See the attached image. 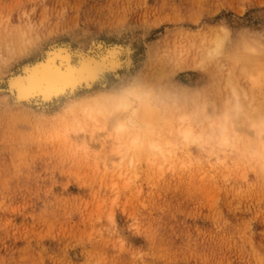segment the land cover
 I'll return each mask as SVG.
<instances>
[{"label": "rangeland", "instance_id": "obj_1", "mask_svg": "<svg viewBox=\"0 0 264 264\" xmlns=\"http://www.w3.org/2000/svg\"><path fill=\"white\" fill-rule=\"evenodd\" d=\"M24 22L34 49L50 40L84 49L90 38L131 44L133 71L153 80L159 68L153 87L177 114L184 99L177 90L185 87L187 121L198 137L175 146L162 169L136 159V175L125 181L105 162L109 149L45 136L44 122L64 103L30 111L0 93V264H264V116L257 104L264 80L241 75L252 99L240 100L246 113L228 114L232 131L223 141L210 123L221 113L215 89L226 70L208 59L196 67L202 46L222 28L228 56L244 33L264 43V0H0V47L21 40L15 26ZM36 50L8 60L0 75L18 73ZM186 52L179 65L178 53ZM106 140L93 142L108 148Z\"/></svg>", "mask_w": 264, "mask_h": 264}, {"label": "bare ground", "instance_id": "obj_2", "mask_svg": "<svg viewBox=\"0 0 264 264\" xmlns=\"http://www.w3.org/2000/svg\"><path fill=\"white\" fill-rule=\"evenodd\" d=\"M15 28L20 29L21 40L17 44L5 41L4 46L0 47V71L13 57L22 58L36 49L38 55L22 63L18 73L13 74L8 69L6 79L0 75V93L4 95L5 103L30 111L35 109L43 112L50 110L53 105L64 103L65 106L56 118L44 122L45 136L51 135L63 140L68 146L82 150L90 151L98 147L109 149L112 156L105 162L116 167V175L119 178L126 177L125 181L136 175V169L132 167L136 159L158 163V169H162L160 160L173 161L171 155L176 152L175 146H183L185 142L198 137L192 134V127L187 121L185 108L188 107L189 99H186L188 94L185 93V87L179 85L180 89L177 90V94H184L180 102L183 111L177 114L179 107L171 108V104L160 100L161 97L153 87L159 68L155 69L153 80L146 71H133L135 66L131 44H105L90 38L89 48L84 49L63 40H50L45 47L36 46L34 49L33 42V46L30 44L32 37L27 35V31H31L30 23L24 22ZM227 37V30L222 28L221 34H217L209 44L205 43L201 51L202 60L196 66L202 67L204 60L208 59L215 60V64L221 66L220 69L226 70L215 89L220 98V107H217L221 113L217 121L210 123V129L217 130L215 133L219 132L223 141L229 140L228 131L231 130V124L227 123L228 114L244 113L245 107L240 103L244 100L249 104L252 99L249 89L251 85L242 81L241 75H245L253 84L260 82L259 79L264 80V43L244 33L233 55L228 56L223 51ZM178 54L179 65L184 64L182 62L187 60L188 53ZM108 75L114 78L109 87ZM156 102H162L167 109L165 113L157 111ZM257 104L259 114L263 117L264 101ZM198 105L202 112L206 110L203 99H198ZM100 135L107 138L106 142L110 145L108 148L103 143L93 142ZM263 160L264 155L261 156V164ZM124 162L129 166H125ZM115 185L116 182L112 186Z\"/></svg>", "mask_w": 264, "mask_h": 264}]
</instances>
